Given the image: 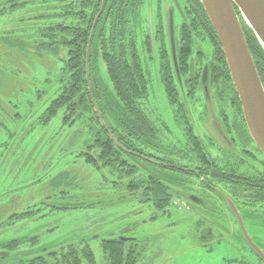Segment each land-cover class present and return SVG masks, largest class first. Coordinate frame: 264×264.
<instances>
[{"label":"rangeland","instance_id":"1","mask_svg":"<svg viewBox=\"0 0 264 264\" xmlns=\"http://www.w3.org/2000/svg\"><path fill=\"white\" fill-rule=\"evenodd\" d=\"M20 1H27V4L18 8L11 19L0 22V251L10 252L9 257L0 256V264H40L31 261V252L48 263L60 262L63 255L70 251V245L81 246V242H86L92 248L95 264H109L102 246V240L107 238L141 241V245L132 247L135 264H263L247 241L236 215L229 206H225L224 199L225 204L213 194L208 196L205 193L209 205H201L186 197V192L194 191L193 185L184 189L172 186L170 203L160 209L149 202L140 201L138 195H132L126 188L94 185L99 176L95 166L86 161L89 152L88 127L80 121L73 126L62 125L61 113L48 124L39 122L42 111L71 75L67 69L64 70L68 49L60 47L55 57L39 58L27 53L30 44L20 42V45L11 46L1 33L11 27L26 33L49 25L51 15L59 10L61 2H15ZM145 1L148 8L155 5V0ZM10 3L14 1L7 5ZM185 17L184 33L185 36L190 33L192 43L188 49L191 51L184 50L180 62L183 65L184 100L174 77L170 88L175 87L172 91H177L179 99L176 97L175 100H182L189 106L190 118L185 116L183 106L178 107L168 101L165 83L171 82V66H166L165 73L160 75L157 71L156 76H151L144 69L145 66L152 68L151 57L148 54L144 57L140 46L137 50L139 56L135 51L130 56L131 51H128L121 61L115 54L114 44L106 47L113 52L118 73L136 79L132 81L139 82L144 88L140 106L157 127L156 137L162 144L161 147L146 148L145 157L179 165L190 162L191 166L193 158L186 153L190 151L184 152L180 141L185 139V133L193 125L195 134L208 139L200 122L205 115L202 113L204 109L209 104L217 108L218 118L225 117L224 113H227L229 119H238L243 118V113L232 81L223 77L222 69H218V82L209 81V95L202 91L200 85L204 67L216 66L214 46L201 17L199 19L197 13L190 12H185ZM79 41L81 43L82 38ZM103 42L112 43L111 25L107 26ZM160 47L164 48L161 39L157 43V48ZM186 53L189 55L186 56ZM97 72L112 89L103 58L97 62ZM210 152L213 156H225L215 148ZM232 153L238 152L233 149ZM233 154L227 156H240ZM241 156L244 159V153ZM235 157H232V163L237 167L240 163ZM149 166L151 169L159 168L150 163ZM159 169L162 178L167 172L181 175L183 181L191 180V174L185 173L183 176L171 169ZM65 171L76 176L79 185H52L54 177ZM243 172L241 164L239 173ZM222 190L229 193L226 189ZM260 193L263 194L262 191ZM239 195L241 197L237 200L242 209L244 194ZM250 195L251 202L245 205L252 207L256 214L250 213L244 218L242 209L244 225L254 244L264 251V200L256 197L257 194ZM97 198L100 203L92 207L52 208L55 203L84 202ZM13 239L18 241L17 246L5 245ZM25 252L29 253L23 254ZM17 253L21 254L16 256ZM83 264L89 263L84 260Z\"/></svg>","mask_w":264,"mask_h":264},{"label":"trees","instance_id":"2","mask_svg":"<svg viewBox=\"0 0 264 264\" xmlns=\"http://www.w3.org/2000/svg\"><path fill=\"white\" fill-rule=\"evenodd\" d=\"M11 1H14V3L7 5ZM11 1L0 0V22L11 19V16L13 17L18 8L27 4V1H20L19 3L15 2L17 0ZM58 1L61 2V5L59 10L51 15L52 22L49 25L26 33L13 27L1 32L2 38L7 44L11 46H16L20 42L22 44H30V47H27V53L35 54L39 58L47 56L55 57L60 47L68 49V59L65 61L64 70L66 71L67 69L68 73L71 72V75L68 77V81H64V85L61 86L57 95L42 111L39 116L40 124H48L59 113H61L62 125L64 126H73L79 121L85 124L88 127L89 133L87 143V151L89 152L86 156V161L95 166V172L99 176V179L94 181V185H110L115 188H126L132 195H138L140 201L149 202L157 208L164 209L170 203L173 195L171 187L180 186L179 184L183 180L181 175H171L169 181H173L174 185H166L159 168L165 169L157 163L154 164L155 166H159V168L150 169L149 160L154 159L145 157V149L151 146L161 147L162 144L160 143V139L156 137L157 127L150 122L140 106V99L144 94V88L140 86L139 82L132 81L136 79L125 77L118 73L113 52L106 47L107 45L113 46V43L104 44L103 38L98 32L99 19L97 20L95 32L90 42L89 73L91 87L86 79L87 47L91 30L103 0ZM196 1L200 7V12L197 15L203 21L202 24L208 32L207 34L214 46L216 56V66L207 65L209 69V81L216 80L218 82L217 78L220 76L218 69H222L221 71L227 76L223 75V77L229 79L231 82L230 72L217 34L200 0ZM111 5L113 6V2H111ZM241 22L250 51L264 84V49L252 29L243 20ZM71 28L73 32L69 35ZM80 38H82L81 43L79 41ZM191 43V35L187 33L185 36V50L191 47ZM188 55L186 53V56ZM100 58H103L107 64L108 74L113 85L112 89L108 88L109 86L98 76L97 62ZM233 89L235 90L234 86ZM234 94L238 98L236 91ZM167 95L172 103L176 102L177 92H173L169 85ZM96 106L98 107L97 110ZM182 106L185 116L190 118L188 114L189 106L184 103ZM239 106H241L240 103ZM194 129L193 125L190 127L189 132L185 133V139L180 141V146H183L184 152L189 150L190 153H194L201 158L207 157L203 141L200 136H196ZM186 153L190 154L189 152ZM217 166L218 169H226L224 164ZM175 172L184 174L183 172ZM259 178V180L264 181V173ZM220 181H226V179H220ZM52 185L76 187L75 185L79 184L76 176H71L69 171H65L54 177ZM242 186L233 185V188L238 189L237 192L241 194L243 192ZM261 189L255 191L257 196H253L263 200L264 187ZM261 191L263 195L260 193ZM121 198L126 199V197ZM90 200L55 203L52 208L59 210L77 209L92 207L100 203V199L98 198ZM17 243L18 241L13 239L5 245L9 247L12 245L17 246ZM139 245H141V241L137 239L107 238L102 240V246L107 253L109 264H135L136 260L134 259L133 248ZM69 250L67 254L63 255L64 258L60 261L61 264H83L84 260L89 264H95L94 252L86 242H81V246L70 245ZM31 254L33 256L31 261L34 263L60 264L59 261L48 263L34 252H31ZM262 263L264 264V261Z\"/></svg>","mask_w":264,"mask_h":264},{"label":"flooded vegetation","instance_id":"3","mask_svg":"<svg viewBox=\"0 0 264 264\" xmlns=\"http://www.w3.org/2000/svg\"><path fill=\"white\" fill-rule=\"evenodd\" d=\"M111 2H113V6ZM185 12H200L198 2L196 0H155V5H151L148 8L145 0H107L103 12L99 17L98 32L103 38L107 32V26L111 25V41L115 45V54L119 61H121L122 56H127L125 53L128 51H131L130 56L133 55L134 51L139 56L137 50L140 46L143 56L148 54L151 57L152 68L144 67L151 76L153 74L156 76L157 71L161 75L163 72L165 73L166 66H171V74H173L171 75V82H164L167 94L168 85H173L174 77L179 86L181 97L184 100V91H182L180 86L172 54L170 19L171 17L174 19L175 57L183 81V65L180 62L183 59L185 50ZM160 39L163 40L164 48H157V43ZM200 86L202 91L209 95V81L207 80L204 85L201 84ZM177 97L179 99V96ZM168 101L172 103L170 100ZM172 104L181 107L183 101L176 100ZM215 110L218 109L213 108L209 104V107L202 112L205 115L200 120L208 138L204 139L201 136V139L204 140L203 145L207 151V157L201 158L194 153L189 154L193 158L191 166L190 162H184V165H179L167 160L159 161L151 157L149 159H154L155 162L154 160H149V162L153 165L157 163L166 170L171 169L183 172L184 174H191L190 181L192 183L185 179L186 181H182L178 187L184 189L191 188L190 185H193L192 189L194 191L186 192V197L188 198L190 195L196 196L195 203L201 205H209V201L204 195L206 193L208 196L213 194L221 203L223 202V198H227L226 194H229L232 196L233 201L238 206H241L237 200L241 195L237 192L238 189L233 188V185H243L241 188L243 192L241 194H244V208H242L244 210V218L250 215V213L255 215L256 213L252 210V207H247L245 204L251 202L250 194H255V191L261 190L264 187V181L259 180L261 174L264 173V155L252 140L244 116L243 118L229 119L227 113H224L225 117L218 118L219 112ZM238 113H241V111ZM196 136L199 135L196 134ZM213 148L223 153L225 155L224 158L213 156L210 152V149ZM233 149H236L238 153L232 154L240 155L238 158L227 156L232 155ZM242 153H244V159L241 156ZM232 157L237 159V163H240L239 166H233ZM221 161H224L226 169H218L217 165L223 164ZM241 164L244 167L243 173H239ZM184 174L182 175L185 176ZM169 177L171 175L164 172L163 181L166 185H174L172 182H169ZM220 179H226V181H220ZM221 188L228 190L229 193L224 192ZM240 199L243 200V198ZM223 203L225 204V202ZM226 204L225 206L228 207ZM242 209L240 211L241 214L243 212Z\"/></svg>","mask_w":264,"mask_h":264},{"label":"water","instance_id":"4","mask_svg":"<svg viewBox=\"0 0 264 264\" xmlns=\"http://www.w3.org/2000/svg\"><path fill=\"white\" fill-rule=\"evenodd\" d=\"M107 0H103L99 13L96 16L89 44L87 47V75L91 87L89 73V58L91 50V39L95 32L97 20L103 12ZM222 47L225 61L230 72L233 86L238 94L244 119L254 143L264 155V84L256 67V63L247 43L241 20H243L253 31L259 43L264 49V0H200ZM170 38L174 64L178 79L183 91V82L180 70L176 61L174 19H170ZM96 52V51H95ZM209 81V69L204 67L201 84ZM98 107L96 106V110ZM100 115V114H99ZM195 202L196 196L188 197ZM229 209L236 215L240 227L246 236L247 241L256 252L258 257L264 260V251L259 249L248 235L244 219L238 206L227 196L223 198ZM123 240H132L121 238ZM25 252L23 254H28ZM21 253H17L19 255ZM0 256L9 257L10 252L0 251Z\"/></svg>","mask_w":264,"mask_h":264},{"label":"bare ground","instance_id":"5","mask_svg":"<svg viewBox=\"0 0 264 264\" xmlns=\"http://www.w3.org/2000/svg\"><path fill=\"white\" fill-rule=\"evenodd\" d=\"M243 31H244V27H243ZM245 34V33H244ZM248 43V42H247Z\"/></svg>","mask_w":264,"mask_h":264}]
</instances>
